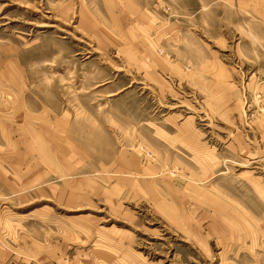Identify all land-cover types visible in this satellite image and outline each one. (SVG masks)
I'll return each mask as SVG.
<instances>
[{
  "label": "rangeland",
  "instance_id": "374dc122",
  "mask_svg": "<svg viewBox=\"0 0 264 264\" xmlns=\"http://www.w3.org/2000/svg\"><path fill=\"white\" fill-rule=\"evenodd\" d=\"M264 264V0H0V264Z\"/></svg>",
  "mask_w": 264,
  "mask_h": 264
},
{
  "label": "crops",
  "instance_id": "0c3cea01",
  "mask_svg": "<svg viewBox=\"0 0 264 264\" xmlns=\"http://www.w3.org/2000/svg\"><path fill=\"white\" fill-rule=\"evenodd\" d=\"M114 251H115L114 264H126L125 263L126 256H131L125 244L116 243L114 245Z\"/></svg>",
  "mask_w": 264,
  "mask_h": 264
}]
</instances>
